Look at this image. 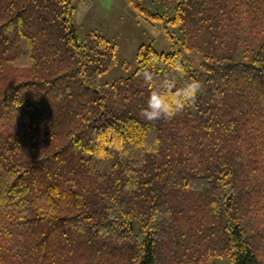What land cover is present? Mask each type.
Returning a JSON list of instances; mask_svg holds the SVG:
<instances>
[{"label":"trees","instance_id":"16d2710c","mask_svg":"<svg viewBox=\"0 0 264 264\" xmlns=\"http://www.w3.org/2000/svg\"><path fill=\"white\" fill-rule=\"evenodd\" d=\"M129 2L200 65L144 45L99 85L72 0H0V264H264V0ZM145 72L195 104L144 120Z\"/></svg>","mask_w":264,"mask_h":264},{"label":"rangeland","instance_id":"374dc122","mask_svg":"<svg viewBox=\"0 0 264 264\" xmlns=\"http://www.w3.org/2000/svg\"><path fill=\"white\" fill-rule=\"evenodd\" d=\"M72 1L75 7L74 25L81 41L91 33H98L117 45L118 63L99 78V85L132 76L138 67V51L144 45H152L158 53H170L176 47L192 65L199 66L202 62L199 55L184 51L182 27L169 26L173 41L165 32L164 22L149 18L135 9L129 0ZM144 5L152 12L157 10L151 8L149 2ZM214 264L233 263L219 258Z\"/></svg>","mask_w":264,"mask_h":264},{"label":"clouds","instance_id":"9594fccd","mask_svg":"<svg viewBox=\"0 0 264 264\" xmlns=\"http://www.w3.org/2000/svg\"><path fill=\"white\" fill-rule=\"evenodd\" d=\"M143 79L151 91L147 106L141 110L140 116L148 122L173 119L186 107L195 104L202 87L201 83L194 79L179 87L172 80L160 81L157 84L149 72L143 73Z\"/></svg>","mask_w":264,"mask_h":264}]
</instances>
